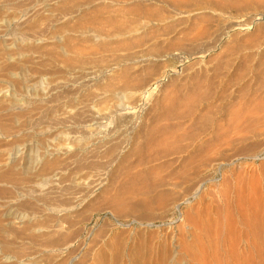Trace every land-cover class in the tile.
Returning <instances> with one entry per match:
<instances>
[{
	"label": "rangeland",
	"instance_id": "obj_1",
	"mask_svg": "<svg viewBox=\"0 0 264 264\" xmlns=\"http://www.w3.org/2000/svg\"><path fill=\"white\" fill-rule=\"evenodd\" d=\"M217 1L222 8H200L194 14L144 2L164 20L142 25L136 37L152 54L168 55L159 57L151 72L130 69L140 87L113 94L109 86L120 83L124 66L115 63L118 53L110 48L113 38L104 34L110 27L103 20L117 5L108 0H0V22L10 18V25L0 26V41L10 39L12 48L20 44L22 51L15 53L19 59L10 57L0 42V175L16 142V175L23 178L15 185L0 177V238L14 231L0 239V264H246L232 253H246L245 241L237 237L238 248L232 247L233 234L240 231L238 212L262 206L256 232L264 235V78L247 70L264 57L263 45L253 40L264 34V0L208 2ZM11 76L19 83L12 84ZM38 79L44 80L41 91H33L30 86ZM197 79L202 93L215 96L203 110L202 104L190 103L189 109L180 101ZM172 105L179 114L192 110V117L163 120L161 112ZM154 120L182 123L178 149L205 139L193 165L184 169L177 147L174 153L148 141ZM194 134L192 141L188 136ZM56 145L60 151L52 153ZM44 150L45 159L53 160L49 172L41 173L40 161L33 164L34 175L22 173ZM238 205L249 207L239 210ZM28 212L31 222L25 224L22 216ZM30 224L41 230L25 233ZM7 252L30 257L31 263H8ZM256 256L247 264H264Z\"/></svg>",
	"mask_w": 264,
	"mask_h": 264
},
{
	"label": "bare ground",
	"instance_id": "obj_2",
	"mask_svg": "<svg viewBox=\"0 0 264 264\" xmlns=\"http://www.w3.org/2000/svg\"><path fill=\"white\" fill-rule=\"evenodd\" d=\"M110 3H113V4H115V5H117L118 6V9H113L112 8V11H113V15H111V14H109L110 16H108V17H105V19L103 20L104 22H106L107 24H108V26L110 27V29L108 28V30L106 29V32L104 33L106 36H108V37H110V36H112V38H113V43H114V45L113 46H109L111 49H112V51L114 50V52H115V54H117L118 53V55H116V57H117V59H116V64H120V63H122V65L124 66H122L123 68L121 69V71H119L117 74H118V77H120V79H119V81H120V83H118V85L116 86V84H115V86L116 87H114V86H109V88H110V91H112L113 92V94L115 93V94H119V93H122V92H124V91H126V90H132V89H134L135 90V88H137L136 86L138 85L139 86V84H138V82H136L137 81V79L136 80H134L133 78H132V75H130L129 76V70L131 69H133L134 70V68H138L137 69V72H139V73H142L143 72V70H145L146 72H151V70L154 68V62L156 61V60H158V58L160 57H164L165 56V54H167V52L165 53V54H157V55H154L155 53H151V51L147 48V47H145V46H143V40H142V38H137L136 37V34H137V29H139L142 25H145V24H147L148 22H151V23H159L160 21H163L164 20V16L162 15V16H159L158 14H157V16L155 15H153L152 14V10L151 11H149V7H145V5H144V2H157V4L159 3V5H165V6H168V7H170L171 9H172V11H175L176 13H178V14H180V13H187V12H192L193 14L194 13H197L196 11L199 9L200 10V8H209V9H212V10H215L216 8L218 9V8H222V5H221V2H218L217 1V3L216 4H214V3H210V2H208V1H206V0H108ZM244 1V0H243ZM93 2H94V0H93ZM190 2H193L196 6L195 7H193V8H187V7H189L188 5L190 4ZM83 4V3H82ZM147 4V3H146ZM228 4V3H227ZM264 4V3H263ZM86 5H88V4H86ZM91 5V4H90ZM111 5V4H110ZM219 5H221V7H219ZM93 6V5H92ZM91 6V7H92ZM97 6V5H96ZM262 6V5H261ZM77 7V6H76ZM78 7H79V5H78ZM87 7V6H86ZM89 7V6H88ZM79 8H81V7H79ZM78 8V9H79ZM147 8V9H146ZM149 8V9H148ZM17 9V8H16ZM76 9V8H75ZM97 9V8H96ZM208 9V10H209ZM170 10V9H169ZM74 11V10H73ZM75 11H77V10H75ZM101 11V10H100ZM99 11V12H100ZM110 11V10H109ZM108 11V12H109ZM207 11V10H206ZM94 12V11H93ZM104 13V12H103ZM173 13V12H172ZM93 14L94 13H92V17H93ZM107 14V13H106ZM96 14H94V16H95ZM171 15V14H170ZM175 15V14H174ZM260 15H264V13H260ZM105 16V15H104ZM169 16V15H168ZM172 16V15H171ZM170 16V17H171ZM89 17V16H88ZM92 17H89V18H92ZM172 17H174V16H172ZM176 17H177V15H176ZM197 17V16H196ZM7 19H4V20H2L1 22H0V26H1V28H2V26L3 27H5V25H7L8 23H9V20H10V18L8 19V17H6ZM94 18H96V17H94ZM103 18V17H102ZM165 18H167L166 16H165ZM91 20V22L94 24V22H96V19H95V21H94V19L92 18V19H90ZM98 20V19H97ZM100 20V19H99ZM12 22H13V18H12ZM11 21H10V23H12ZM104 22H103V24H104ZM88 23V22H87ZM87 23H86V25H87ZM98 23V22H97ZM102 23V22H101ZM105 23V24H106ZM99 24V23H98ZM106 24V25H107ZM8 25H10V24H8ZM153 25V24H152ZM243 25V24H242ZM248 24H246V26H247ZM96 26V25H95ZM104 26V25H103ZM102 26V27H103ZM245 25H244V28L246 27ZM7 27V26H6ZM83 27V26H82ZM88 27V26H87ZM89 27H91V26H89ZM248 27V26H247ZM246 27V28H247ZM93 28H95V31L97 30V32H98V29H96V28H99V27H93ZM104 28H105V26H104ZM144 28H145V26H144ZM236 28H238L239 29V27H236ZM241 28V27H240ZM33 29V28H32ZM100 29V28H99ZM247 29H249V28H247ZM27 30V29H26ZM25 30V31H26ZM101 30V29H100ZM141 30H142V28H141ZM241 30H242V28H241ZM24 31V32H25ZM143 31V30H142ZM248 31V30H247ZM20 32V31H19ZM21 32H23L22 30H21ZM101 32H103V31H101ZM199 32V31H198ZM256 32V31H255ZM257 33V32H256ZM21 34H23V33H21ZM61 34V33H60ZM259 34H261L260 32H259ZM259 34H256V36H255V38L253 39L254 40V42H255V45H257V46H261L262 47V45H263V47H264V34H263V31H262V34L261 35H259ZM24 35V34H23ZM257 35H259V36H257ZM60 36V35H59ZM100 36H102V35H100ZM253 36V35H252ZM253 36V37H254ZM57 37V36H56ZM141 37V36H140ZM2 38V37H1ZM21 38V37H20ZM93 38V37H92ZM24 40V39H23ZM251 40H252V38H251ZM250 40V41H251ZM249 41V42H250ZM1 43H3L4 44V47H5V49L7 50V54L10 56V57H13L12 56V54H14V56L16 55L15 53H18V51H19V48H18V46L20 45H18V46H15L16 48H12L13 46H14V44L12 45V41H10V39L8 40V39H4L3 41H2V39H1V41H0ZM250 44V43H249ZM251 44H252V41H251ZM146 45V44H145ZM160 45V44H159ZM173 45H175L174 43H173ZM256 46V47H257ZM3 47V48H4ZM107 47V46H106ZM110 48L109 49H106L107 51H109L110 50ZM166 48V47H165ZM5 49H4V51H5ZM15 49V50H14ZM22 49V48H21ZM104 49H105V47H104ZM164 49V48H163ZM258 49H260V47H258ZM111 50H110V52H112ZM166 51H171L170 49L169 50H166ZM19 52H22V51H19ZM164 52V51H163ZM172 52V51H171ZM122 53V54H121ZM161 53V52H160ZM262 53V52H261ZM19 54V53H18ZM17 54V55H18ZM21 54V53H20ZM263 54V53H262ZM168 55V54H167ZM9 56H7V58H9ZM20 56V55H19ZM19 56H18V58L15 56L14 58H17V59H19ZM23 56V55H22ZM155 57V58H154ZM6 58V57H5ZM22 58V57H21ZM161 58V59H162ZM16 60V59H15ZM20 61H21V59H20ZM16 62V61H15ZM22 62H25V61H22ZM17 63V62H16ZM18 64V63H17ZM23 64V63H22ZM27 64V63H26ZM156 64V63H155ZM159 64V63H158ZM160 65V64H159ZM17 66V65H16ZM22 66V65H21ZM26 66V65H25ZM6 67V66H5ZM4 67V68H5ZM30 67V66H29ZM3 69V68H2ZM135 69V70H136ZM132 70V71H133ZM200 70V69H199ZM247 70H249L250 72L252 71V72H256V74L258 75L257 77H259V79L262 77V78H264V57H261V58H259V61L258 62H256L255 64H252V66H247ZM12 71V70H11ZM11 71H9V72H11ZM22 71H26L25 70V67L24 66H22ZM194 71H196V70H194ZM193 71V72H194ZM18 73V72H17ZM28 73V72H27ZM144 73V72H143ZM237 73V72H236ZM247 73V72H246ZM249 73V72H248ZM11 74V73H10ZM13 74V73H12ZM11 74V75H12ZM134 74V73H133ZM147 74V73H146ZM237 74H239V73H237ZM252 74V73H251ZM250 74V75H251ZM256 74H255V76H256ZM7 75H9L8 73H7ZM16 75V74H15ZM137 75V74H136ZM240 75V74H239ZM238 75V76H239ZM263 75V76H262ZM17 76V75H16ZM16 76H11V81H12V84L13 83H19V80H18V78L20 77H16ZM37 76V75H36ZM238 76H236L235 78H232V79H234V80H232V79H230V80H232V81H237L238 79H237V77ZM253 76H254V74H253ZM252 76V77H253ZM254 76V77H255ZM197 77H199V75L197 76ZM240 77V76H239ZM27 78V77H26ZM261 78V79H262ZM20 79V78H19ZM6 80H7V82H8V79L6 78ZM21 80V79H20ZM42 80L43 79H38L35 83H33L31 86H30V89H32L33 91L34 90H37V89H39L40 88V86H41V83H42ZM118 80V79H117ZM263 80V79H262ZM262 80H259V81H262ZM44 81V80H43ZM140 81V80H139ZM197 83L195 84V85H191L192 87H190L191 89H189V92L187 93V94H185V96H182L181 97V100L180 101H183L182 103H184V104H187V105H189V109H192V107L190 106V103L193 105V106H196V105H199V104H202V106H201V108H202V110L203 109H206V108H208L209 106H210V104H212L213 103V101H214V98H215V96L214 95H209V92H204V93H202V90L200 91V89H201V81L199 80V79H197ZM204 82H205V80H203ZM23 82V81H22ZM28 82V81H27ZM117 82V81H116ZM141 82V81H140ZM145 82V81H144ZM231 82V81H230ZM242 82V81H241ZM156 83V82H155ZM200 83V84H199ZM222 83V82H221ZM21 84V83H20ZM24 84V83H23ZM18 85V84H17ZM11 86H13V85H11ZM20 86V85H19ZM21 86H24V85H21ZM21 86L20 87H18V88H20V89H23V88H21ZM14 87V86H13ZM140 87V86H139ZM142 87V86H141ZM16 88V87H15ZM14 88V89H15ZM42 88V87H41ZM25 90H26V88H25ZM40 90V89H39ZM109 90V89H108ZM41 91V90H40ZM39 91V92H40ZM242 91V90H241ZM27 92H29V94H30V91H28V89H27ZM38 92V93H39ZM33 93V92H32ZM212 93V92H211ZM14 94V93H13ZM43 94V93H42ZM215 94V93H214ZM25 95V94H24ZM34 95V94H33ZM183 95V94H182ZM14 96H15V94H14ZM26 96V95H25ZM217 97V96H216ZM25 99H26V97H24ZM174 98V97H173ZM179 98V97H178ZM13 99L15 100V101H19V102H21L20 100H22L23 99V97H22V99L21 98H19L18 99V97H16V98H14L13 97ZM13 99H12V101H10V102H13L14 103V101H13ZM9 100V99H8ZM11 100V99H10ZM24 100H22V102H23ZM26 101V100H25ZM24 101V102H25ZM28 101V100H27ZM169 101H171V100H169ZM21 102V103H22ZM26 103H28V102H26ZM196 104V105H195ZM6 105V104H5ZM5 105H3V106H5ZM171 105V104H170ZM212 106V105H211ZM176 106H174V105H172L171 107L170 106H168V108L167 109H165L164 111H162L161 112V115L163 116V120H164V118H169L170 119V117H172V118H177V117H179V116H181L182 118L185 116V117H192V110H186V114H179V109L178 110H176V108H175ZM178 107V106H177ZM5 108H6V106H5ZM252 108V107H251ZM181 111V110H180ZM253 112V111H252ZM181 113V112H180ZM195 113V112H194ZM25 115V114H24ZM161 115H160V117H161ZM13 116H15V115H13ZM18 116V115H17ZM26 116V115H25ZM20 117V116H19ZM181 117H179V118H181ZM14 118V117H13ZM65 118V117H64ZM182 118H181V120H182ZM192 119V118H191ZM16 120V119H15ZM23 120H25V119H23ZM23 120H21V121H23ZM27 121H29L28 120V117H27V119H26ZM60 120V119H59ZM17 121V120H16ZM63 121V120H62ZM155 121V120H154ZM158 121V120H157ZM157 121H155L153 124H152V126L149 128V132H148V135H149V137H150V140H148L149 142H151L152 143V145H158L159 147L161 146L162 148H164L166 151H167V149L169 150V149H171L172 150V152H173V149H175L178 145H176V142L177 141H180L181 139L180 138H182V136H183V132H182V129H180V128H182L181 126V124L182 123H180V122H177V123H174L173 125L172 124H170V123H164V124H157ZM176 121V120H175ZM183 121V120H182ZM191 121V120H190ZM30 122H31V120H30ZM160 122V121H159ZM168 122V121H167ZM22 123V122H21ZM24 123V122H23ZM186 122H184V124H185ZM199 123V122H198ZM1 124V123H0ZM25 124V123H24ZM26 124H28V122L26 123ZM2 125V124H1ZM0 125V126H1ZM4 125V124H3ZM5 126V125H4ZM3 127V126H2ZM2 127H0V128H2ZM195 127V126H194ZM6 128V127H5ZM3 130V129H2ZM5 130V129H4ZM179 130H181V133H180V131ZM190 130V129H189ZM206 130V129H205ZM37 133V132H36ZM35 133V134H36ZM202 134H203V132H202ZM199 135V134H198ZM38 136H40L41 137V135H38ZM66 136V135H65ZM188 135H186V137H187ZM196 135L194 134V135H190V136H188L189 137V139L190 140H192V141H195V140H193L194 138H196L195 137ZM40 137H39V140H40ZM185 137V136H184ZM187 137V138H188ZM43 140V139H42ZM185 140V139H184ZM189 140V141H190ZM198 140H199V138H198ZM205 140V139H204ZM204 140H202V141H204ZM21 141V140H20ZM41 141V140H40ZM187 141V140H186ZM201 141V140H200ZM200 141H197L195 144H193V145H191V148L190 147H182V148H179L178 149V147H177V152L179 153V152H181V153H179L178 155H177V158H179V160H181V162L183 163V167H184V169H185V167H186V165L188 166V165H193L194 163H195V160H197L195 157H196V154H198L201 150H202V146L204 145V143H200ZM201 141V142H202ZM19 142V141H18ZM25 142V141H24ZM45 142V141H44ZM48 141H46V143H47ZM188 142V141H187ZM207 142H209V141H207ZM29 143V142H28ZM41 143V142H40ZM154 143V144H153ZM194 143V142H193ZM24 144V143H23ZM31 144V143H30ZM48 144V143H47ZM206 144H208V143H206ZM16 145H17V143L15 142V144L13 145V148H12V151L16 148ZM27 145V144H26ZM61 145V144H60ZM78 145V144H77ZM84 145V144H83ZM210 145V144H209ZM43 146V145H42ZM47 145L45 144V147H46ZM57 146V145H56ZM55 146V148H54V146H53V149H52V153H55V152H57L58 150H59V147L60 146H57L56 147ZM64 146V145H63ZM85 146V145H84ZM205 146H208V145H205ZM18 147V146H17ZM44 147V146H43ZM48 147V146H47ZM46 147V148H47ZM50 147H52V146H50ZM49 147V148H50ZM40 148V147H39ZM62 148V147H61ZM65 148V147H64ZM77 148V147H76ZM83 148H85V147H83ZM43 149V148H42ZM66 149H68V148H66ZM187 149V153L186 154H183L184 152L183 151H185ZM10 150H11V148H10ZM50 150H51V148H50ZM7 152V155H8V157L6 158V161L4 162V166H6L7 167V169L6 170H2L4 173H2L1 175H0V177L1 178H5V179H8V180H11V182L13 183V184H15V185H17V184H19L22 180H23V178L21 177H18L17 175H16V170L18 169V166H17V163L15 162V159H14V154H13V152ZM15 151V150H14ZM46 151L48 152V150L46 149ZM60 151V150H59ZM61 151H62V149H61ZM86 151V150H85ZM175 151H176V149L174 150V153H175ZM170 152V151H169ZM171 152V153H172ZM183 152V153H182ZM45 150L43 151V152H38V153H36V154H34V156H33V160L31 161V163L28 165V166H26L25 167V169H23V171H22V173H28V175H29V172L30 173H33V171H32V169L34 170V167H33V164H34V166L35 165H37V164H35V163H37V162H40V161H42L41 163H42V169H40L39 168V170L41 171V173L42 174H44V173H46V172H49L48 170H50L51 168H52V166L50 165V163L53 161V160H51V162L49 163L45 158L47 157H45ZM50 153V152H49ZM87 154V153H86ZM156 154V153H155ZM177 154V153H176ZM52 155V154H51ZM81 155V154H80ZM199 155V154H198ZM54 156V155H53ZM57 156V155H56ZM70 156H71V154H70ZM69 157V156H68ZM79 157V156H78ZM71 158V157H70ZM84 158V157H83ZM48 159V158H47ZM54 159V158H53ZM81 159V158H80ZM70 160V159H69ZM76 160V159H75ZM4 161V160H3ZM2 161V162H3ZM66 161V160H65ZM77 161V160H76ZM75 161V162H76ZM68 162V161H67ZM78 162V161H77ZM18 163H19V161H18ZM54 163V162H53ZM65 163V162H64ZM39 164V163H38ZM1 165V164H0ZM53 165V164H52ZM38 166V165H37ZM36 166V167H37ZM41 166V165H40ZM60 166H63V164L62 165H60ZM64 167V166H63ZM196 167V166H195ZM1 168V167H0ZM57 168H59L58 166H57ZM56 168V169H57ZM21 170H22V167H21ZM32 172H31V171ZM35 170H36V168H35ZM38 171V170H37ZM39 171V172H40ZM185 170H183V172H184ZM20 172V171H19ZM36 172V171H35ZM56 172V171H55ZM61 172V171H60ZM51 173V172H50ZM49 173V174H50ZM185 174H186V171L184 172ZM183 173V174H184ZM19 174V173H18ZM21 174V173H20ZM57 174L58 173H56V176H57ZM33 175H34V173H33ZM46 175V174H45ZM37 176V175H36ZM39 177V176H38ZM49 177V176H48ZM166 178V177H165ZM169 178V177H168ZM32 179V178H31ZM169 180V179H168ZM27 181H28V179H27ZM167 181V180H166ZM170 182V181H169ZM4 191H7V190H4ZM196 191V190H195ZM1 193V192H0ZM3 193V192H2ZM32 202V201H31ZM34 202H36V201H34ZM33 203V202H32ZM45 204H47L48 205V203H45ZM36 205V204H35ZM43 205V204H42ZM50 205V204H49ZM251 207L253 206V205H251V204H249ZM255 206H253L252 208H251V210H253V211H249V209H248V207L249 206H246V205H242V207L243 206H245L247 209H248V211L246 210V209H243L242 207H241V205L239 206L238 205V209L240 210V207H241V209H243V210H240V212H238L239 213V215H240V218H239V228H240V231H238L239 233H236V234H233V238H232V240H235V238L237 237L238 238V241L239 240H243V242L245 241V247H244V250L246 251V253H243L242 251H240V252H238V251H236V252H232V253H234V254H238L237 256H239V257H241V263L244 261L246 264L248 263V262H251L252 261V259H253V257L254 256H256V255H253V253H255V252H253V250L255 249V251H256V254H257V252L259 253V256H261V257H257V258H259V260H260V258H262L263 256L261 255V252H262V241L264 240V235H261V234H257L258 232H256V231H258V229L256 230V227H257V225L259 226V224L261 223L260 221H261V207L262 206H259V205H256V204H254ZM26 206V205H25ZM31 206H32V204H31ZM31 206H27V207H31ZM38 205H36V206H34V207H37ZM34 207H31V208H33V210H34ZM40 207V206H39ZM43 207V206H42ZM49 207V206H48ZM47 207V208H48ZM44 208V207H43ZM46 208V207H45ZM30 209V208H29ZM39 208L37 207L36 209H35V211L34 212H37L38 213V211H36V210H38ZM48 209H50V208H48ZM48 209H46V210H48ZM51 209H53V208H51ZM40 210V209H39ZM44 211H41V213L42 212H45V209H43ZM29 212H31L32 210H28ZM51 211V210H50ZM53 211V210H52ZM29 212H28V214H29ZM33 212V211H32ZM31 212V213H32ZM40 212V211H39ZM249 212V213H248ZM59 213V212H58ZM27 214V213H26ZM25 214V217L24 216H22V219H25V221H23V222H26L25 224H29L30 222H31V217H29L30 216V214L27 216ZM33 214V213H32ZM36 214V213H35ZM35 214L33 215L34 217H35ZM55 214V213H54ZM53 214V215H54ZM58 215V214H57ZM32 216V217H33ZM59 217V216H58ZM57 217V218H58ZM61 217V216H60ZM250 217V218H249ZM253 217H258V219H255V220H253L252 218ZM59 219H62V218H59ZM252 219V220H251ZM64 220V219H63ZM55 221H56V218H55ZM59 221H62V220H59ZM33 222V221H32ZM234 222V221H233ZM1 223V222H0ZM3 223V222H2ZM5 223V222H4ZM9 223V222H8ZM8 223H7V225H8ZM59 223V222H58ZM58 223H57V225H58ZM60 224H62V222L61 223H59V226H60ZM234 224V223H233ZM6 225V224H5ZM10 225V224H9ZM54 225V224H53ZM2 226V225H1ZM30 226H31V224H30ZM36 226V227H35ZM55 226V225H54ZM234 225H232V227H233ZM241 226V227H240ZM58 227V226H57ZM56 227V228H57ZM60 227H63V226H60ZM59 227V229H61ZM230 227H231V225H230ZM235 227V226H234ZM233 227V228H234ZM3 228H4V225H3ZM3 228H1V229H3ZM11 228V227H10ZM26 228V227H25ZM55 228V229H56ZM232 229V228H231ZM259 229L261 230V228L259 227ZM6 229L4 228V231H5ZM20 230V229H19ZM18 230V231H19ZM26 230L27 231H29V233H30V231H32V233H33V231H40L41 230V228H39V227H37V225H34V226H31V227H27V229H25V233H26ZM54 230V229H53ZM57 230H58V228H57ZM229 230V229H228ZM259 230V231H260ZM2 231V230H1ZM55 231V230H54ZM3 232V231H2ZM9 232H14V231H11V229H10V231ZM9 232H7V233H9ZM23 232H24V229H23ZM42 232V231H41ZM234 233H235V230L233 231ZM256 232V233H255ZM261 232V231H260ZM6 233V234H7ZM11 233H10V235H11ZM29 233H27V234H29ZM36 233V232H35ZM40 233V232H39ZM6 234L5 235H3V234H1V235H3V236H1V238L0 239H2V237H3V239H4V237H6ZM13 234H15V233H13ZM17 234V233H16ZM264 234V233H263ZM24 234H22V236H23ZM34 235H36V234H33L32 235V237L34 236ZM12 236V235H11ZM25 236V235H24ZM29 236H31V235H29ZM14 237H16L15 235H14ZM20 237V236H19ZM26 237V236H25ZM24 237V238H25ZM31 237V238H32ZM38 237V234H37V236H36V238ZM235 237V238H234ZM21 238V237H20ZM28 238V237H27ZM34 238V237H33ZM36 238H35V240H36ZM256 238L260 241V242H258L257 240H256ZM30 239V238H29ZM5 240V239H4ZM15 239H13V241H14ZM237 240V239H236ZM236 240L232 243V247H234V249L235 248H238V247H236L237 245H235L236 243ZM262 240V241H261ZM1 241V240H0ZM49 241H51V240H49ZM48 241V243H50V244H48V246L49 247H52L53 245H52V243L51 242H49ZM52 241H54V240H52ZM58 241V240H57ZM8 242H9V240H8ZM56 242V241H55ZM7 243V242H6ZM47 243V242H46ZM58 243V242H57ZM66 243H69V242H66ZM235 243V244H234ZM2 244L4 245V243H3V240H2ZM1 244V242H0V245H2ZM8 244V243H7ZM9 244H13V243H10L9 242ZM264 244V243H263ZM68 245V244H67ZM230 245H231V242H230ZM235 245V246H234ZM6 246H8V247H11V246H9V245H5V248H6ZM46 246H47V244H46ZM65 246V245H64ZM69 246H71V245H69ZM3 247V246H2ZM17 247V246H16ZM20 247V246H19ZM48 247V248H49ZM230 247V246H229ZM1 248V247H0ZM4 248V247H3ZM55 248V247H54ZM72 248V247H71ZM71 248H69V252L71 251L72 252V249ZM264 248V247H263ZM11 249V248H10ZM13 250L15 249V248H12ZM52 250H53V248H51ZM51 249H49V250H51ZM57 249H58V247H57ZM8 250V249H7ZM16 250V249H15ZM18 250V249H17ZM45 250V249H44ZM48 250V249H47ZM231 250H232V248H231ZM243 250V249H242ZM4 251V250H3ZM20 251H22V248L20 249ZM46 251V250H45ZM56 251V250H55ZM54 251V252H55ZM61 251V250H60ZM76 251V250H75ZM234 251V250H233ZM244 251V252H245ZM9 252V251H8ZM8 252L6 253V260L8 261V263L10 262H12V263H14V262H19L20 263V261H23V260H31L30 259V257H24L21 253V255L19 254V253H9L8 254ZM23 252V251H22ZM238 252V253H237ZM0 253H3V255H4V252H1L0 251ZM49 253V252H48ZM31 255V254H30ZM59 255V254H58ZM264 255V254H263ZM32 256V255H31ZM2 257V256H1ZM4 257V256H3ZM69 257V256H68ZM256 258V259H257ZM264 258V257H263ZM5 259H3V260H5ZM68 259H70V258H68ZM5 260V261H6ZM33 260H34V258H33ZM228 260V259H227ZM255 260V258L253 259V261ZM36 261V260H35ZM261 261V260H260ZM259 261V262H260ZM263 261V260H262ZM3 262V261H2ZM25 262V261H24ZM30 262V261H29ZM64 262H66V261H64ZM68 262V261H67ZM258 261H256L255 263H257ZM258 262V263H259ZM31 263V262H30ZM35 263V262H34ZM69 263V262H68ZM252 263V262H251ZM264 263V262H263ZM6 264V263H5ZM235 264H238V262H236ZM244 264V263H243ZM254 264V263H253ZM262 264V263H261Z\"/></svg>",
	"mask_w": 264,
	"mask_h": 264
}]
</instances>
